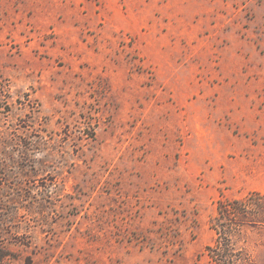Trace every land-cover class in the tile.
Listing matches in <instances>:
<instances>
[{
	"label": "rangeland",
	"instance_id": "374dc122",
	"mask_svg": "<svg viewBox=\"0 0 264 264\" xmlns=\"http://www.w3.org/2000/svg\"><path fill=\"white\" fill-rule=\"evenodd\" d=\"M257 193L264 0H0V264H207Z\"/></svg>",
	"mask_w": 264,
	"mask_h": 264
},
{
	"label": "trees",
	"instance_id": "16d2710c",
	"mask_svg": "<svg viewBox=\"0 0 264 264\" xmlns=\"http://www.w3.org/2000/svg\"><path fill=\"white\" fill-rule=\"evenodd\" d=\"M264 225V194L230 199L221 194L216 215L210 220L214 240L202 253L207 264H254L249 253L239 248L236 239L247 229Z\"/></svg>",
	"mask_w": 264,
	"mask_h": 264
}]
</instances>
